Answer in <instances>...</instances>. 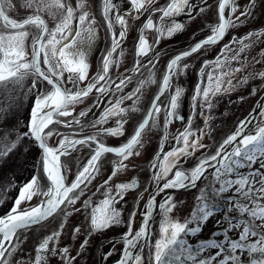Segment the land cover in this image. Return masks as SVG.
<instances>
[{
    "label": "flooded vegetation",
    "instance_id": "flooded-vegetation-1",
    "mask_svg": "<svg viewBox=\"0 0 264 264\" xmlns=\"http://www.w3.org/2000/svg\"><path fill=\"white\" fill-rule=\"evenodd\" d=\"M66 2L75 10L71 24L73 31L69 33V37L74 36L75 31L81 29L79 15L83 12L88 13V20L91 21L90 26L95 31V38L91 43L84 41L78 44V47L85 52V62L88 64V78L79 83L78 87H85L101 73L103 58L113 48V34L119 40V47L112 54V59L118 63L109 68L106 86L110 87L111 90L107 95L98 96L94 88L81 103L69 106L68 110L72 115L58 118L64 122L79 119V124H53L45 130L46 132L52 130L54 133H59V135L53 134L46 137L48 146L57 148L60 140L65 137L69 140H80L92 136L102 128H115L117 120H122L124 121L123 135L118 137L104 135L99 138L106 146L119 147L127 143L134 134L158 95L157 104L161 111L156 115L155 126L149 120L148 125L141 133L139 144L133 149V155L123 160L125 167L118 171L107 185L104 184V181L112 175L113 168L120 164L121 158L115 153H104L101 156L97 162L99 171L91 183H88L86 187L81 186L83 195H80L79 190L76 192L80 199L75 205H61L51 216L40 223L17 230L15 235L23 247L28 241H36L35 247L34 245L31 246L32 257L30 262L26 264H31L38 244L45 237L57 231L60 232L59 238L50 243L49 249L67 247L70 255L75 257L73 264H120L125 247L124 235L130 231V228L133 234L140 230L143 226L144 216L148 211L147 202L150 197H155L157 204L155 203L152 207V209L156 207V210L150 220L149 235L146 240H138L135 248L132 249L133 255L138 254L142 257L141 264H147V260H153L156 240L161 239L160 225L164 218V211L160 205L168 197H171V203L175 207L168 213L169 218L175 220L176 217L173 216L187 212L188 215L189 209L192 206L194 208L197 206V197L201 196L202 190H207L205 193L207 200L213 197L211 192L214 188L215 170L210 167L207 168V172L197 181L195 187L170 188L163 192H158V187L171 180L176 170H181L186 174L190 173L191 169L201 159L215 155L223 141L235 133L240 121L248 116L264 94L263 78L254 75L264 72L263 42L262 45L259 44V41H263L261 36L264 32V0H235L234 4L227 6L224 13L225 17L227 18L231 14L233 21H236L237 17L240 18V21L234 28L230 27L219 42L207 45L198 52L183 58L179 62L176 73L171 76L170 87L163 93L160 92V89L163 77L167 73L169 61L211 35V26L219 23V0H190L185 11L163 20H161L162 13L153 11V9L166 8L170 0H156L154 4H147L138 18L127 19L126 35L122 39H120L121 26L119 24L113 23L111 29L108 27L103 15L104 0H66ZM80 2L83 3V8L77 6ZM114 3L116 12L120 14L130 13L132 17L137 16L136 12L131 9L129 0H114ZM253 4L254 6H251ZM11 5L12 7L7 10L10 19L20 21L34 14V8L25 7V0L20 3L12 2ZM233 7L236 9L234 12L232 11ZM201 9L203 10L201 11ZM245 11L250 14L241 16V13ZM40 15L45 19L49 29L54 28L60 19L58 13L55 19L47 12L40 13ZM149 17H151L154 25L163 27L165 32L167 27L175 23L182 24L183 29L175 32L172 36L161 35L155 28H144ZM83 27H89V23L85 22ZM26 30L30 35L25 41V51L28 58L31 59L32 36L36 34L37 30L33 27ZM0 31L8 34L7 30L0 29ZM142 32L150 45V51L145 56L137 57L136 45ZM249 33L253 35L249 36ZM158 38L159 41L157 42ZM241 38H244L243 44L239 42ZM244 45L247 47L244 48V51H240ZM218 57L225 62L223 71L233 72L229 77L232 80V90L214 96L212 107L209 110L206 107H201L199 99L194 104L193 96L198 84L202 87L208 86L209 73L219 74L214 71ZM206 61L209 62L207 66H205ZM138 63L140 65L139 70L133 71ZM185 65L188 66L186 69ZM41 68L47 71L43 64V54H41ZM236 68H239L240 71H233ZM124 76L130 77V79L121 90H116L115 85ZM67 79L68 73L64 72V86L71 88L72 85L66 83ZM34 81L35 87H33ZM142 81L144 82L143 85H141ZM3 86L6 91L12 95L14 93L13 96L16 97V134L19 137L16 149L19 152V165L25 168L24 175L20 177L17 183L14 198L19 195L20 188L33 176L39 178L41 189L47 191L48 181L43 173L42 150L34 138L26 134L29 133L28 125L32 119V108L36 98L47 94L51 90V86L42 78L38 79L32 75L26 76L18 83L6 82ZM224 87H228L226 82ZM137 88H139V92L136 96L123 100L120 105L121 108L128 109V111L120 116L111 117L103 125L95 124L105 108L111 107L118 99L127 97ZM176 88L182 89V96L177 109V115L182 119L170 118L167 125V139H164L165 107L169 104L170 96ZM81 112H86V115L81 117ZM262 112H264V108L258 112L254 125L245 131L244 135L253 134L259 126H263L264 116H261ZM189 118H191L190 125ZM205 118H207V123ZM186 127H190L196 134L203 130L201 143L204 147L192 155L181 158L177 166L173 167L163 180L154 181L155 170L152 168V164L156 162L158 154L159 159L162 160L163 153L177 147L176 137ZM94 148L95 144H78L75 148H70L66 155L60 156L61 173L65 176L67 185L75 180L78 172L87 164ZM133 179L136 181V187L125 192L123 199L118 198L114 205L116 210L120 212V222L101 231L93 232L90 225L92 208L104 199V194L108 189H111L112 195H115L117 184L128 183ZM41 200L42 197L33 196L30 201H24L20 205V209L36 205ZM86 200L90 201V206H85ZM50 222H54V227L48 231L45 227ZM61 225H63L62 228ZM76 229L79 231L76 232ZM85 240L87 243L81 248V244ZM108 253L110 255H106ZM46 264H63V260L59 254L54 255L49 251Z\"/></svg>",
    "mask_w": 264,
    "mask_h": 264
},
{
    "label": "snow or ice",
    "instance_id": "snow-or-ice-1",
    "mask_svg": "<svg viewBox=\"0 0 264 264\" xmlns=\"http://www.w3.org/2000/svg\"><path fill=\"white\" fill-rule=\"evenodd\" d=\"M155 2L156 0H129L131 9L137 14L136 17H132L130 13L120 14L116 12L114 0H104L103 15L109 29L112 28L113 23H117L121 26L120 39H122L126 35L127 19L138 18L147 4H154ZM189 2L190 0H170L166 8L153 9V11L161 12V20H163L164 18H171L185 11ZM234 2L235 0H219V23L211 26V35L169 61L167 73L163 77L160 89L161 93L170 87L171 76L176 73L179 62L183 60V58L198 52L207 45L219 42L230 27L234 28L236 26L240 21L239 17H237L236 21H233L231 19V14H229L227 18L224 15L226 7L230 4H234ZM77 6L83 8V3L80 2ZM251 6H254V4ZM11 7L10 0H0V29L7 30L8 32V34H5L3 31H0V85L9 81L18 83L26 76L32 75L38 79L42 78L51 86V90L48 91L47 94L36 98L32 108V119L28 125L29 133L26 134L31 135L42 149L43 173L48 181V187L47 191H43L40 187L39 178L33 176L30 181L20 188L19 195L12 209L4 217H0V264H8L7 258L16 250L17 245L13 244L12 241L17 230L40 223L45 218L55 213L61 205H75L77 200L80 199V196L76 195V192L79 190L80 195H83L81 186L83 185L86 187L88 183H91V180L99 171L97 162L101 156L104 153H115L121 160L120 164L113 168L112 175L108 177V180L104 181V184L107 185L112 177L125 167L123 160L133 155V149L139 144L141 133L148 125L149 120H151L153 126H155L156 115L161 111L160 106L157 104L159 100L158 95L153 100L152 106L143 122L138 125L127 143L119 147L106 146L99 138L104 135L114 137L123 135L124 121L122 120H117L115 128H102L92 136H87L80 140H69L65 137L60 140V144L57 148L49 147L46 142V137H50L53 134L59 135V133H54L52 130L45 131L49 129L50 125L59 123H65L66 125L80 123L79 119H74L70 122H64L58 119L59 117L72 115L68 110L70 105L81 103L94 88L98 96L107 95L111 90L110 87L106 86L108 83V72L110 66L118 63V61L112 59V54L119 47V40L116 38L115 34H113V48L103 58L101 73L98 74L97 77H94L85 87L80 88L78 84L84 82L88 78V64L85 62V52L78 47V44L84 41L91 43L95 38V31L90 26L91 21L88 20V13L83 12L79 15L81 29L75 31L74 36L69 37V33L73 31L71 24L75 10L66 0H25V7L34 8V14L20 21L10 19L7 10ZM202 10L203 9H201V11ZM235 10L236 9L233 7L232 11L234 12ZM43 12L52 15L53 19L56 18L57 13L59 14V22L55 24L54 28L49 29L45 19L40 15V13ZM249 14L248 11H245L241 13V16H247ZM85 22L89 23V27H83ZM29 27H33L37 30L36 34L32 36L31 59L28 58V54L25 51V41L30 35L26 29ZM144 28H155L161 35L166 34L167 36H172L175 32L181 31L183 25L175 23L167 27L165 32L163 27L154 25L151 17H149L144 24ZM248 35L251 36L253 34L249 33ZM243 39L244 38H241L239 41L241 44H243ZM158 41L159 38L157 39V42ZM225 47L227 48V46ZM246 47L247 45H244L240 51H244ZM149 51L150 45L142 32L137 41L136 55L137 57L145 56ZM41 54H43V64L47 71L41 68ZM233 59H236V57H233ZM224 63L225 62L221 61L218 57L215 62L214 71L219 74H208V86L202 87L200 84L197 85L193 96L194 104L197 99H199L201 107H206L210 110L212 107V98L214 96L232 90V80L229 77H231L233 72H224ZM208 64L209 62L206 61L205 66ZM139 67L140 65L138 63L133 71H138ZM184 67L186 69L188 66L185 65ZM233 71H240V69L236 68ZM64 72L68 73L66 83L72 85L71 88L64 86ZM254 75L264 78V72L255 73ZM129 79L130 77L127 76L121 77L119 83L115 85L116 90H121ZM225 82L228 85L227 88L224 87ZM143 83L142 81L141 85H143ZM33 87H35V81L33 82ZM137 92H139V88L134 89L127 97L118 99L111 107L105 108L99 119L95 121V124L103 125L111 117L120 116L128 111V109L121 108L120 105L123 100L135 97ZM181 96L182 89L176 88L174 93L170 96L169 104L165 107L164 139H167V125L170 122V118L175 117L177 119H182V117L177 115ZM85 115L86 112L80 113L81 117ZM261 116H264V112L261 113ZM205 122L207 123V118H205ZM248 123V120L241 121L235 133L229 135L223 141L215 155L201 159L199 163L191 169L190 173L186 174L181 170H176L171 180H168L166 183H163L162 186L158 187V192H163L165 189L170 188L195 187L197 181L204 176L207 172V168L210 167L215 170V183L219 184L218 188H212L211 195L219 196L234 188L235 196L242 197L244 200L248 201V203L242 204L239 199L229 197V211H238L242 216L247 214L252 221L256 219L264 221V204L260 203L261 200H264V173L259 169L249 171L247 174H241L238 171L240 168L245 167L251 169L252 165L258 161V158H264V126H259L254 135H244L243 133ZM190 124L191 118H189V125ZM202 136L203 130H201L199 134H196L190 127H186L183 132H180L176 137L177 147H174L167 153H163L162 160L159 159L158 154L156 162L152 164V168L155 170L153 175L154 181L159 182L163 180L167 177L169 172L172 171L173 167L177 166L181 158L192 155L198 149H202L204 147L201 143ZM17 139H19V137ZM78 144H95V148L91 158L78 172L75 180L70 185H67L65 183V176L61 173L62 165L60 164V156L66 155L70 148H75ZM11 147H15V142L11 144ZM4 154L6 153L0 151V155ZM136 154L138 155L139 153ZM260 168L264 169V162L260 163ZM232 176L236 178L233 179L231 178ZM257 178L259 179L257 180ZM257 183L259 187H256ZM135 187L136 181L133 179L128 183L117 184L115 186V195H112L111 189L105 192L104 199L92 208L90 225L93 232L101 231L114 223L120 222V212L116 210L114 205L118 198L123 199V194L133 190ZM206 191L207 190H202L201 196L197 197V207L194 209L191 218L184 222L169 218L168 213L175 207V205L171 203V197H168L166 201L160 205L161 209L164 211V218L160 225L161 239L155 242L152 264H189V262H191V264H214L217 258L221 256H223V258L219 259V264H241L240 257L237 255L238 251L240 253L247 251L250 257V264H264V233L257 232V226L249 220H235V218L225 215L224 219L228 222V227L224 229L222 233H219V235L225 237L227 247H225V241L210 239L200 242V247L195 248L182 239V236L195 235L199 232L201 230L200 225L206 222L209 217L215 213L216 207L215 205H209L207 195L205 194ZM33 196L43 198L40 204L20 211V205L24 201H30ZM234 199L235 202L233 203ZM84 203L85 206H90V201L86 200ZM155 203V197H150L146 205L148 211L144 216L143 226L140 230L133 234L130 228V231L124 235L125 247L120 264H141L142 257L138 254L133 255L132 249L135 248L138 240L147 239V227L150 222L151 209ZM134 215L135 213L133 216ZM189 224L195 226L189 227ZM62 227L63 225H61V228ZM241 227L242 231L239 234V238L237 240H228V232ZM75 231L78 232L79 229ZM59 235V231L54 232L45 237L38 244L31 264H46L47 253L49 251L54 255L59 254L62 257L63 264H73L75 257L70 255L67 247L62 249L52 247L49 249L50 243L58 240ZM215 235H217V233L213 234V236ZM256 236H259V240L256 243L246 242L249 237ZM86 243L87 240L81 244V248H83ZM6 244L10 245V247L6 246ZM208 248H215L218 249V251L207 259L198 260L199 254ZM106 255H110V253Z\"/></svg>",
    "mask_w": 264,
    "mask_h": 264
},
{
    "label": "trees",
    "instance_id": "trees-1",
    "mask_svg": "<svg viewBox=\"0 0 264 264\" xmlns=\"http://www.w3.org/2000/svg\"><path fill=\"white\" fill-rule=\"evenodd\" d=\"M3 94V92H2ZM1 113V110H0ZM10 115V114H9ZM12 116V115H11ZM1 117V116H0ZM10 118V117H9ZM8 119V118H7ZM2 123V121H0ZM17 120L14 117V121L10 123L9 121L7 122V125L9 124V128L12 127L14 130V133L16 134L17 126H16ZM8 127V126H7ZM17 135V134H16ZM15 142H18V139L16 138ZM8 148V147H7ZM6 148V149H7ZM17 147H15L16 149ZM17 154L19 153L18 150L16 149ZM19 156H17V159L15 160V165L13 166H8L7 168V175L6 179L8 184L12 187L11 190H8L5 187V192L7 198H9L8 206L11 203L12 195H14L15 190L14 187L16 188L17 184V179H16V163H19ZM264 162V158H258V161L252 165V168L249 169L247 167L245 168H240L238 171L241 174H247L249 171H253L256 169H259L262 173H264V169L260 168V163ZM19 166V165H18ZM231 178L235 179V176H232ZM259 178H257L258 180ZM219 184L215 183L214 188H218ZM256 187H259V184L257 183ZM13 189V190H12ZM229 197H235V199H239L242 204L248 203V201L244 200L242 197H236L235 196V190L234 188L226 193H223L219 196H213L211 199L208 200L209 205H215L216 211L215 213L209 217V219L204 222L203 224L200 225L201 230L197 232L195 235H187V236H182V239L187 242V244L194 246L195 248L200 247V242L202 241H208L210 239H215L217 241H225V237L223 235H219V233H222L224 229L228 227V222L224 219L225 215H228L229 217L235 218V220H249L252 222L254 225H256V231L260 233H264V221H261L259 219H256L254 221L251 220L250 217L247 216V214H244L243 216L235 210L229 211V204L228 200ZM235 199L233 200V203L235 202ZM260 203L264 204V200H261ZM8 206L5 207L4 209H0V215L5 213L8 209ZM251 206V205H249ZM234 220V222H235ZM195 225L189 224V227H194ZM242 231V227L239 229H233L228 232V240H237L239 238V234ZM214 233H217V235L213 236ZM259 240V236L256 237H249V239L246 241L247 243H256ZM225 247H227V242L225 241ZM218 251V249L215 248H208L205 249L202 253L199 254L198 260L200 259H207L210 256H213L215 252ZM227 254V253H225ZM237 255L240 257V262L241 264H250V257L247 251L240 253L239 251L237 252ZM223 256L217 258V260L214 262V264H219V259H222ZM191 264V262H189Z\"/></svg>",
    "mask_w": 264,
    "mask_h": 264
},
{
    "label": "rangeland",
    "instance_id": "rangeland-1",
    "mask_svg": "<svg viewBox=\"0 0 264 264\" xmlns=\"http://www.w3.org/2000/svg\"><path fill=\"white\" fill-rule=\"evenodd\" d=\"M23 0H10V2L12 3H20ZM262 40L263 41H259V44L262 45L263 42V61H264V32L262 33ZM263 81V90H264V78L262 79ZM5 87L2 85H0V121H2V123H0V151L5 152L6 154L4 155H0V209L1 208H5L8 206V202H9V198H7L6 196V192H5V187L8 190H11V186L8 184L7 179H6V175H7V168L8 166H13L15 165V160L17 159V156H19L16 152L15 147L18 146V142H15L17 135L14 133V130L11 128H9V124L7 125V122L9 121L10 123H12L14 121V117L16 118L17 115V103H16V97H14L13 95H15L13 93V95L6 91L4 89ZM3 92V94H2ZM263 109V108H262ZM10 114V115H9ZM12 115V116H11ZM10 117V118H9ZM8 118V119H7ZM8 126V127H7ZM263 126H264V121H263ZM15 142V147L12 148L11 144ZM8 147V148H7ZM7 148V149H6ZM10 149V150H9ZM20 159V158H19ZM19 163H16V179H17V183L20 179V177H22L25 171V168L21 167V165H19ZM214 184H215V180H214ZM17 186V184H16ZM13 190V189H12ZM14 190H16V188L14 187ZM14 195H12L13 197ZM197 207V206H196ZM195 207V208H196ZM193 206L189 209V214H181L178 216H173L176 217L175 220H179L180 222H184L185 220H188L191 218L193 211L195 209ZM53 224L54 222H50L46 225L45 229L46 230H51L53 229ZM18 236V235H17ZM18 241V243H17ZM13 244H16V250L12 253V255L10 257H8V264H26L28 262H30L31 259V253H32V249L31 246L36 245V241L31 240L28 241L27 243L23 245L21 244V241H19L17 239V237L15 236L13 238L12 241ZM8 247H10V245H8ZM23 247V249H22ZM28 260V261H26ZM153 261V260H152ZM152 261H148L149 264H152Z\"/></svg>",
    "mask_w": 264,
    "mask_h": 264
},
{
    "label": "water",
    "instance_id": "water-1",
    "mask_svg": "<svg viewBox=\"0 0 264 264\" xmlns=\"http://www.w3.org/2000/svg\"><path fill=\"white\" fill-rule=\"evenodd\" d=\"M263 106H264V94H263L262 97L257 101L255 107H254L253 110L250 112V114H249L246 118H244V119L242 120V121H244V120H248V121H249V123H248V125H247L245 131H247L249 128H251V127L254 125L255 120H256V115H257L258 112L262 109ZM29 122H30V121H29ZM249 135H254V134H249ZM37 143H38V142H37ZM40 149H41V148H40ZM41 150H42V149H41ZM229 150H230V149H229ZM182 189H184V188H182ZM16 198H17V197H16ZM16 198H15V200H16ZM42 199H43V198H42ZM15 200H14V202H15ZM14 202H13V204H12L10 210L12 209V207H13V205H14ZM40 202H41V201H40ZM40 202H39L38 204H40ZM38 204H36V205H34V206H31V207H35V206H37ZM156 204H157V202H156ZM31 207H28V208H31ZM24 209H27V208H23V209H19V210H20V211H23ZM10 210H9V211H10ZM155 210H156V207L153 208V209L151 210V217H150V220H151L152 215H153V213L155 212ZM6 214H7V213H6ZM6 214L1 215L0 217H4ZM149 224H150V222H149ZM149 224H148V227H147L148 235H149ZM6 246H7V244H6Z\"/></svg>",
    "mask_w": 264,
    "mask_h": 264
}]
</instances>
